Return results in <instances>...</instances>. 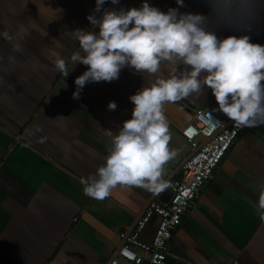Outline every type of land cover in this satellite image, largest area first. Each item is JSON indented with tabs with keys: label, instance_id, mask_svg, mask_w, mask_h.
<instances>
[{
	"label": "crops",
	"instance_id": "obj_1",
	"mask_svg": "<svg viewBox=\"0 0 264 264\" xmlns=\"http://www.w3.org/2000/svg\"><path fill=\"white\" fill-rule=\"evenodd\" d=\"M147 2L161 11L178 7L175 0ZM183 2L180 12H207L204 0ZM140 3L111 5L106 0L104 7L127 9ZM93 7L94 0H0V31L12 37L0 38V264H108L123 244L119 234H129L150 200L163 196V190L153 194L117 186L98 200L85 196L78 182L103 163L104 130L115 132L130 118L128 96L151 82L125 67L117 79L86 83L79 98H72L73 81L87 66L72 69L67 61L70 72L64 77L53 61L58 56L67 60L76 50L70 33L90 28L85 17ZM216 34L243 32L221 27ZM251 35L264 42V13ZM185 99L191 113L174 103L165 105L169 147L175 152L163 166L165 181L179 177L177 169L190 151L181 129L194 110L211 111L224 126L233 123L212 111L216 103L210 89ZM109 101L115 102L114 110H107ZM260 182L264 124L241 133L213 171L172 235L169 263L264 264V221L254 207ZM158 222L152 216L138 240L150 243Z\"/></svg>",
	"mask_w": 264,
	"mask_h": 264
},
{
	"label": "clouds",
	"instance_id": "obj_2",
	"mask_svg": "<svg viewBox=\"0 0 264 264\" xmlns=\"http://www.w3.org/2000/svg\"><path fill=\"white\" fill-rule=\"evenodd\" d=\"M107 2L118 4V0ZM105 3L94 0L85 17L90 28L70 33L77 48L67 60L55 58L54 70L66 77L67 61L72 69L76 64L87 66L73 81V99L79 98L86 83L115 80L125 67L146 74L151 82L128 96L133 105L130 118L115 132L104 130L108 144L103 163L94 173L78 178L85 196L102 200L117 186H137L153 194L168 187L163 166L175 152L169 147L166 104L210 89L216 103L212 111L236 127L264 124V44L250 42L246 34L222 38L216 34L221 27L247 32L264 13V0H204L203 14L180 12L183 0H175L178 7L167 11L147 0L127 9L105 8ZM0 38L12 40L7 31H0ZM106 108L114 110L115 102L109 101ZM204 118L210 129L223 124L209 111ZM193 132L188 127L185 135ZM257 192L254 207L264 221V182Z\"/></svg>",
	"mask_w": 264,
	"mask_h": 264
},
{
	"label": "built area",
	"instance_id": "obj_3",
	"mask_svg": "<svg viewBox=\"0 0 264 264\" xmlns=\"http://www.w3.org/2000/svg\"><path fill=\"white\" fill-rule=\"evenodd\" d=\"M249 36L250 42L264 44L251 35V28L243 32ZM207 109L193 111L192 120L181 129L182 137L187 141L194 154L180 168V175L168 184L170 197L166 203L153 201L149 203L133 230L126 235L120 233L123 246L118 251L120 259L132 264H170L169 243L182 217L198 199L207 183L211 180L213 171L234 144L238 136L250 127H236L234 123L210 129L206 124L204 113ZM212 117L221 120L211 111ZM222 121V120H221ZM188 127L194 129L193 134L185 135ZM206 140L200 145L198 138ZM157 216L159 222L150 243L138 240L152 216ZM111 264H120L113 260Z\"/></svg>",
	"mask_w": 264,
	"mask_h": 264
},
{
	"label": "water",
	"instance_id": "obj_4",
	"mask_svg": "<svg viewBox=\"0 0 264 264\" xmlns=\"http://www.w3.org/2000/svg\"><path fill=\"white\" fill-rule=\"evenodd\" d=\"M173 103H174L175 105H177L178 107H180V108H181L182 110H184L185 112H187V113H191L192 107L190 106L189 102H188L185 98H182L181 100L176 101V102H173ZM225 127H226V126H225ZM198 142H199L200 145H202V144H204V142H206V140L200 137V138H198ZM194 152H195V150H191V151H189V152L187 153L185 160L180 164V166H179V168L177 169V171L180 170V168L182 167V165L186 162L187 159H189V158L194 154ZM172 178H173V176H171V177L166 181L167 184L169 183V181L172 180ZM164 191H165V192H164ZM159 193H160V192H159ZM164 193H165V194H164ZM162 195H163L162 197H157V196H158V194H157L155 197H153V198L150 200L149 203H151V202H153V201H155V200L166 203V202L168 201L169 197H170V191H169V189H168L167 187H166L165 189H163V193H162ZM149 203H148V205H149ZM148 205H147V207H148ZM147 207H146V208H147ZM145 210H146V209H145ZM145 210H144V211H145ZM122 246H123V244L120 245V247L118 248V251L120 250V248H121ZM118 251H117V254L115 255V257H114L111 261H109L108 264H111V262H112L113 260L119 261L120 264H132V263H130V262H128V261H125L124 259H120L119 256H118Z\"/></svg>",
	"mask_w": 264,
	"mask_h": 264
}]
</instances>
